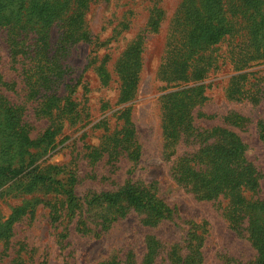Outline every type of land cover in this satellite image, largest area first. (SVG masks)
<instances>
[{
  "label": "rangeland",
  "instance_id": "rangeland-1",
  "mask_svg": "<svg viewBox=\"0 0 264 264\" xmlns=\"http://www.w3.org/2000/svg\"><path fill=\"white\" fill-rule=\"evenodd\" d=\"M185 1L88 0L82 10L88 41L72 44L64 52V85L53 90L56 96L64 98L70 94L75 110L61 118V131L50 146L37 151L38 160L33 164L41 171L62 169L57 179L73 185V192L82 204L87 196L115 193L126 184L150 190L156 195L163 218L154 223L146 212L122 206L115 221L104 227L95 220L89 221L87 229H83L79 218L84 214H71L64 198L57 194L29 190L19 174L0 182L2 221L30 201L55 204L58 219L54 221L50 208L38 203L32 213L12 225L8 239L0 240V264H144L148 248L155 252L152 264H171L169 255L173 246L180 249L179 256L184 259L188 244L199 246L200 264L258 263L260 253L249 239L248 230L257 218L249 206L264 203V142L259 140L255 129V123L264 122V64L236 72L229 63V54L237 51L234 48L241 40L225 39L204 53L209 65L201 82L182 85L161 80L158 72L166 43L176 29ZM193 1L195 7L199 0ZM223 2L230 8L235 5L234 0ZM156 11L160 16L156 29L152 30L148 23ZM64 23L65 17L50 29V48L52 45L54 51ZM11 31L14 30L0 27V103L22 110L30 137L36 140L50 126V119L39 115L44 92L36 99L29 97L25 71L34 63L27 55L13 57ZM16 32L25 36L27 42L36 38L34 32ZM140 38L142 52L135 91L132 100L123 102L117 64L127 48ZM58 56L61 57L60 53ZM101 65L108 74L106 81L97 73ZM242 74L247 75L243 81L248 90L245 98L228 99L230 80ZM187 89L183 109L189 111L192 127L199 131L220 128L235 133L247 147L246 159L257 174V188L243 196L241 207L245 208L236 230L224 216L227 201L198 200L173 179L176 158L194 153L199 144L180 141L175 154L166 156L162 117L164 110L174 109L164 107L167 102L163 97ZM53 92L49 91L47 96ZM52 113L54 117L59 112ZM231 114L246 118L250 124L242 128L231 126L228 123ZM124 128L132 131L131 142L140 147L137 160L127 157L126 143L122 140Z\"/></svg>",
  "mask_w": 264,
  "mask_h": 264
},
{
  "label": "trees",
  "instance_id": "trees-1",
  "mask_svg": "<svg viewBox=\"0 0 264 264\" xmlns=\"http://www.w3.org/2000/svg\"><path fill=\"white\" fill-rule=\"evenodd\" d=\"M0 0V27L9 28L13 57L26 55L34 66L25 71L28 79L29 97L36 99L44 92L39 115L49 118L50 126L36 140L31 139L30 130L23 121V113L18 106L0 103V182L12 180L21 174V179L27 183L29 190L34 192L54 193L64 198V203L71 214H84L81 220L83 229H87L89 221H97L104 227L119 217L122 209L141 210L149 215L148 219L163 218L160 208H157L156 195L150 190L125 185L115 193H100L87 196L84 204L75 196L73 185L57 179L62 169L52 168L47 171L38 170L33 164L38 160L37 151L50 146L61 131V118L72 115L75 103L70 94L65 98L56 96L53 92L64 85L66 68L63 64L64 52L77 42L88 41L84 29L83 8L88 0H14L7 3ZM235 5L225 6L223 0H199L194 7L193 0H186L180 7V18L176 20V29L170 33L166 43L164 61L158 75L166 83L191 84L201 82L207 73L204 53L217 46L223 40L238 38L239 43L229 54V63L236 72L247 70L251 65L264 64V0H234ZM158 11L150 18L148 26L155 30L159 18ZM62 37L57 48H50L49 32L53 24L62 21ZM15 31L23 33L34 32L36 38L27 42ZM243 36V38H241ZM31 43V44H30ZM142 39L132 44L124 52L118 62V73L122 82L121 97L123 102L132 100L137 76L140 69V53ZM50 48V49H49ZM60 53V56L58 54ZM32 54V55H31ZM97 73L102 81L108 78L104 66H98ZM246 74L232 77L226 90V97L233 101L245 98L246 90L243 81ZM202 87H196L200 89ZM245 89V90H244ZM191 90V89H190ZM49 91L53 95L47 96ZM258 91V90H257ZM189 92L180 90L163 97L167 104L164 107L174 110H164L162 117V136L166 156L172 157L180 141L189 145L199 144L192 154L176 158L173 167L174 181L192 194L196 199L206 202L219 199L227 201L224 216L230 226L237 229L244 212L243 196L252 193L257 188V174L246 159L247 147L232 131L214 128L199 131L192 127L190 114L184 110V96ZM1 102V97H0ZM7 104V105H6ZM53 111L56 113L53 117ZM231 126L246 127L250 122L237 114L229 115ZM255 129L260 141L264 142V122L255 123ZM122 140L130 160H137L140 147L131 140L132 131L124 128ZM73 172L69 173L71 178ZM46 195V194H44ZM48 206L53 220L58 219L56 205L42 201H30L16 208L12 216L2 221L0 216V240L8 239L12 225L25 214H30L38 204ZM84 205V206H83ZM161 207V206H160ZM251 213H257L249 226L248 237L259 250L257 264H264V203L254 202L249 206ZM91 224V223H90ZM187 256H179L180 249L173 246L169 257L171 264H200L201 253L198 245L188 244ZM154 250L147 251L144 264H152ZM129 256V255H128ZM133 264L132 262H130ZM114 264V263H113ZM117 264H120L118 262Z\"/></svg>",
  "mask_w": 264,
  "mask_h": 264
}]
</instances>
